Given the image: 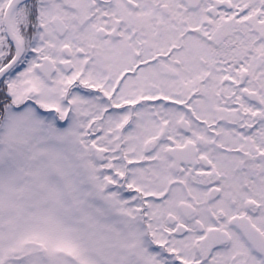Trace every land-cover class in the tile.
<instances>
[{"label":"snow or ice","instance_id":"obj_1","mask_svg":"<svg viewBox=\"0 0 264 264\" xmlns=\"http://www.w3.org/2000/svg\"><path fill=\"white\" fill-rule=\"evenodd\" d=\"M0 264H264V0H0Z\"/></svg>","mask_w":264,"mask_h":264}]
</instances>
